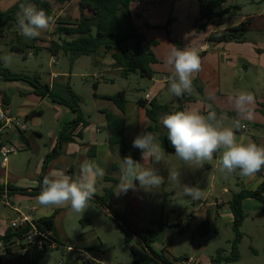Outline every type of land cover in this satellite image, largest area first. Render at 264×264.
<instances>
[{"label": "rangeland", "instance_id": "374dc122", "mask_svg": "<svg viewBox=\"0 0 264 264\" xmlns=\"http://www.w3.org/2000/svg\"><path fill=\"white\" fill-rule=\"evenodd\" d=\"M19 0H0V10L6 11L11 6L15 5ZM55 3V0H49ZM264 0H249L248 4L243 3L239 5V10L234 13L235 17L231 22L239 23L244 21L243 19L250 16H258L260 11L263 10ZM152 2L154 3L153 5ZM245 2L241 0L240 3ZM197 0H146L144 3L135 4L133 10V23L134 26L139 28L140 33L144 36L147 42L156 40L157 45L152 46V51L155 54L158 62L153 65L157 72H171L172 67L166 63L168 56L173 48H191L198 52L199 45L207 42L209 46L208 55L201 58V69L199 72L194 73V79L202 77L201 82H204L205 87L209 91L217 89L220 83L223 84L222 90L226 93L230 92V97L221 101V98L211 97L208 101H204L202 95L194 89L192 93L191 104L194 106L192 109L198 110L202 108L203 101L205 102V110L215 111L218 103H229L232 100V95L238 93H246L244 86H253L254 81H251L248 75L242 68L232 67L230 69L226 66L228 57L224 55L223 50L229 49L227 43H213L209 41V34L213 27L218 29L228 25L229 20L222 18L215 23L207 22V19H201V15L198 12ZM246 4V5H245ZM80 17L78 11L77 1L74 3L63 6L59 9L58 5L54 4V14L52 17V32L50 30L42 31L40 36L37 37L36 43L42 45H48L51 40H58V37L53 35L56 28V23L63 20L74 21ZM225 17V16H224ZM62 19V20H59ZM7 25L8 34L4 38H0V60L3 61V57L11 55L12 60L8 65L11 73L23 74L28 77L40 76L43 84L49 83L51 79L50 75L53 72L66 73L69 76H59L56 83L63 85L62 87H56L52 92L56 97L65 99L72 102L71 92L76 93L82 98L81 108L87 121L90 123L87 127V131H95V136H98L101 142H103L105 133H96L98 126L105 127L107 130V123L104 121V116H101L97 109L103 107L104 112H111L114 107L113 103L106 101H95L92 97L94 93V80L93 74H98L99 79L103 74H106L107 80L102 81L100 85L99 93L115 94L119 91L125 90L127 92V107L126 115L136 116L137 110L142 114L143 118L150 122L146 115V109L141 108L138 102L141 99L148 100L153 87L151 78L143 77L139 73H131L127 79L117 75L111 69V63L113 59L111 53H107L102 60L95 59L100 53L82 57L78 59L73 65L69 60L60 54L53 58L50 51L43 49L39 54L33 55V51L26 49L31 53L29 56H24L23 53L14 52L11 49L13 44H16L18 37L16 36V23L9 22ZM254 28L264 26V18L253 19ZM158 26V28H148V26ZM253 26V25H252ZM251 26V27H252ZM250 37V32L245 36ZM30 42L31 39H21V42ZM31 43V42H30ZM101 52H103L101 50ZM104 59V60H103ZM58 62V63H57ZM97 62L99 67L95 68L94 63ZM72 74V75H71ZM97 76V75H96ZM21 82L26 87H30L29 83ZM70 89V90H69ZM12 89V82L7 81L3 75L0 74V95L5 93L10 94ZM163 94L169 99L172 98V93L168 87L163 91ZM12 107L16 111L19 105H22L25 101L24 95L12 96ZM51 100V99H50ZM170 103V102H169ZM237 107H240L239 105ZM46 114L42 119V126L40 130L43 132V138H39L37 143L39 144L40 152L44 150L46 144L49 142V131H55L57 124V117L64 118L66 107H62L63 113L57 112L55 109L50 108L48 105L43 106ZM61 108V107H60ZM149 108V106H148ZM71 112V111H70ZM103 112V113H104ZM240 117V116H238ZM237 117V118H238ZM58 118V119H59ZM230 123L235 125L237 118L230 117ZM239 123L243 122V119H237ZM29 127V133L35 131L33 126ZM252 127V126H251ZM149 131L142 129L141 132ZM89 134V132H88ZM136 135L130 134L129 137V150L133 159L134 154H139V160H135L141 164V167H148L149 161L144 162L141 152L137 148L132 147V142ZM88 138V136H87ZM108 139V137H107ZM160 141V137H159ZM84 143V142H83ZM37 150V149H36ZM21 151V150H20ZM16 152L9 156L11 160L19 161L22 164L27 165L29 158L33 157V161L30 166V172H34L37 163L42 170V166H45V161L40 162L41 156H36L30 152L29 155L23 159V155L26 152ZM165 151V150H164ZM35 151V153L40 154ZM52 151L51 153H53ZM62 163H69L67 159H62ZM121 162L119 159L117 162ZM211 163V161H208ZM161 163L166 165L169 163V168L164 166L163 168L155 167L160 175L165 178L164 184L158 189L153 191H145L138 186L137 190H129L126 194H119L118 185L115 188V195L110 201V208L114 210L120 217L125 220V225L122 221L117 219L118 223L124 228L121 229L116 222L113 221L112 216L107 213L106 209L97 206L90 201L91 207H89L83 214L74 213L70 210V207H44L37 202V197H17L16 200H22V204H15L18 207H22L25 212H30L32 208H38V217H44L45 212L50 216L55 214L56 211V228L57 232L62 238V245H70L78 243L81 249H87L91 254L99 257H106L110 261L116 264H134L133 255L131 253V247L137 245L136 240L133 238L131 241H127L126 233H139L146 229H153L158 232V236L153 243L152 248L158 253H164L168 261L172 264H177L178 259L181 263V259H187L192 257L195 262L192 264H264V214L258 213L257 215L247 216L240 229L241 239H238L237 233L234 230V225L229 222L224 216H217L214 210H211L209 214L210 231L206 236H203L199 232V226H192L191 224L183 226V232L180 234L174 229L170 231L171 223L176 222L179 219L186 221L191 211L200 208L201 202H205L209 196V200H215L220 198V190L212 189L211 183L213 176L211 171L201 168H189L184 165L175 152H164V158ZM159 163L157 164V166ZM205 166V165H204ZM101 168H105L102 164ZM168 169H179L181 184H187L189 186H198L201 189V198L199 200H192L189 197L183 195L182 189L174 182H169ZM112 176L116 179H120V172L105 173L102 177ZM220 178H217V182ZM236 179V178H235ZM104 182V181H103ZM102 182V183H103ZM98 195H103V192L99 190ZM238 193V192H237ZM212 194V195H211ZM225 199H232V194H226ZM8 202V200H7ZM6 200H0V217L5 212L11 213L10 204H7ZM125 209L127 213L125 214ZM169 222V223H168ZM126 233H125V232ZM170 231V234L168 235ZM20 251V249L14 248V251ZM77 254V253H75ZM22 253H16V259L24 261L25 258L21 256ZM233 256H238L236 261H228L227 259ZM15 258H10L14 261ZM32 259V260H31ZM75 261H70V258L66 256V250L59 247L56 250L41 252L33 250V253L27 258L26 264H81L74 255ZM185 262V261H182ZM25 264V263H24ZM150 264H156L150 262Z\"/></svg>", "mask_w": 264, "mask_h": 264}, {"label": "crops", "instance_id": "0c3cea01", "mask_svg": "<svg viewBox=\"0 0 264 264\" xmlns=\"http://www.w3.org/2000/svg\"><path fill=\"white\" fill-rule=\"evenodd\" d=\"M77 1V5L79 0H74L73 3ZM149 1V0H148ZM157 1V0H155ZM198 3L197 9L198 12L200 13V3L201 1L203 3H207L210 0H197ZM241 0H230L229 2L225 3L223 6V9H227L228 13L225 15V17L229 20L228 25L225 27H222L218 29L217 27H213L211 33L209 36L215 32L223 33L226 30H230L234 27H237L239 23H236L231 20L234 19L235 15L234 13L236 10H239V5H243V3L249 2V0H245V2L240 3ZM52 2V1H51ZM53 3V2H52ZM16 4V3H15ZM154 3L152 2L151 5ZM135 4L132 5V10L135 9ZM246 5V4H245ZM14 6V5H13ZM263 6H264V1H263ZM12 7V6H11ZM10 7V8H11ZM243 7H245L243 5ZM8 8V9H10ZM7 9V10H8ZM6 10V11H7ZM3 10H0V14L3 13ZM79 11V10H78ZM5 12V11H4ZM264 18V8L263 10L260 11L259 15H250L245 19H251L252 20V27L250 29V37H246L244 41L242 42H228L227 45L229 49L227 51L223 50L224 55L228 57L227 64L226 66L232 69V67H239L242 68L243 71L248 75L249 79L251 81H254L255 84L252 86L248 87H243L244 90H246V93H238L236 95H232L231 102L229 103H221L222 100H224L227 97H230L229 94L230 92L226 93L223 91L221 88L223 87V84L226 83H220L217 89H214L213 91L207 90L205 87V83L201 82L202 77H197L194 79V89L202 88L204 95L207 98L211 97H217L221 98V101L218 103L217 108L215 109V113L217 114V118L222 122L223 126L225 127H231L234 130V133L237 137L238 140H243L244 142H247L248 140H252L258 145H264V26H258L254 28L253 24V19L256 18ZM222 18H217L214 19L213 23L217 22L218 20H222ZM14 22L15 21H10ZM8 23L7 25H9ZM17 25V24H16ZM52 26V23L51 25ZM52 28H48L45 31H49ZM52 32V30H50ZM16 36L19 39H26L22 35L19 34V29L16 28ZM18 39V40H19ZM38 41L37 38L31 39L30 42H23L24 46H27L26 49H29L33 51V55L39 54L36 53L37 49L36 48H43L48 50V45H42L36 43ZM52 41V40H51ZM150 42H157L156 40H151ZM158 43V42H157ZM20 42L17 41L16 44H13L15 46L19 47ZM224 44V43H222ZM22 45V44H21ZM22 45V47H23ZM22 52L23 55L29 56L31 53H28L29 51ZM13 51V50H12ZM209 51V46L207 42L200 44L199 49H198V54L200 57H206L208 55ZM17 52V51H14ZM99 56L96 57L95 59L102 60V57H105L106 53L105 52H99ZM55 58L54 56H52ZM58 58V56H57ZM104 60V59H103ZM58 63V62H57ZM95 68H98L99 65L97 62L94 64ZM111 65V70L115 72L117 75H120L122 77V69L116 68L114 65V61L110 64ZM154 69V66H153ZM154 71L156 72L155 76L151 78L153 87L151 89V94L149 96L148 101L150 102L153 99L159 100L162 104L168 105L172 110H174L177 105V98L172 94V98L169 101V99L163 94V91L168 87V81L169 77L171 76V72H157L155 69ZM72 75V74H71ZM93 75H98V74H93ZM59 76L62 77H67L69 76L66 73H56L53 72L50 77L51 79L49 80V85L51 90L53 91L56 87H62L63 85L57 84L56 80ZM98 81H94L93 84L96 85V89H94V93H92V97L95 101H106L110 102L106 99H104L105 96H110L114 94H109V93H99L100 91V85L101 82L107 80L106 74L101 75ZM123 78V77H122ZM21 82L19 81H14L12 82V89L10 91V94H3L0 95V99L3 100L4 96L8 95L7 99V107L11 109L12 116L17 118L18 120V125L13 128V130H4L2 133V140L5 143L9 142H16L18 145L22 146V149L20 152H26V154L23 155V159L29 155L30 152L34 153L36 156H41L40 162L42 160L45 161V158L47 155L51 154L52 151H55L57 144H58V137L60 132L62 131L64 124L71 121L74 118V115L71 110L67 109V112H65L64 118H59L57 117L56 120V130L55 131H49L48 136H49V142L48 144L44 145L45 148L43 151L40 152L39 144L37 143L39 138H43V132L40 130V127L42 126L43 118L46 114L43 106L48 105L50 108L55 109L60 115V113H63L61 105H58L57 103L53 102L50 100L49 97L41 98L34 92L33 87H26L23 84H20ZM64 88V87H62ZM24 95V103L22 105H19L17 107V110L14 111L12 107V102L13 98L12 96H18V95ZM251 96V100L246 99V97ZM241 97H245V99H241ZM185 99L188 100L186 104V109H192L194 106H196V103H194V106L191 104V99L192 95H185ZM170 102V103H169ZM112 103V102H111ZM205 102L203 101L202 108H198L199 111H201L203 114H207L204 112L205 110ZM114 105V104H113ZM240 107H237V106ZM61 107V108H60ZM114 107H116L114 105ZM117 108V107H116ZM195 108V107H194ZM218 110L223 111V112H233L237 113L240 117L237 119L242 118L243 122L240 123V127L236 128L234 124L230 123L231 119L229 116L221 114ZM83 111V110H82ZM98 113L101 116H104V121L106 122L105 114L103 113L105 109L103 107H100L97 109ZM112 113L116 115H121V112L119 109L113 108L111 110ZM84 113V112H83ZM32 114H35L32 116ZM142 114L137 110L136 116L131 115H126V120H127V139H128V145H129V137L130 134L138 135L141 133L142 129L148 130L149 126L151 125V122H148L141 116ZM59 118V119H58ZM235 120V122L237 121ZM90 124V123H89ZM22 125L26 126V130H20V127ZM33 126L35 131H32V133H29V127L28 126ZM252 126V127H251ZM18 127V128H16ZM166 129L162 126L161 124V119H160V131H165ZM159 131V132H160ZM89 132V134H88ZM105 133V137L103 142L98 139V136H95V131H87L86 128L83 129L81 132L82 137L77 138L75 142L65 144L62 149H61V154L55 158L49 161L46 167V176H51L55 173H64L66 175L72 176L73 178L79 176L80 174V166L83 163L84 160H91L95 161L99 166L102 164L105 168H102L105 173L107 171L109 172V169L111 168V165L115 162H117L120 157H119V149H116L115 152H112L109 148L108 145V139L107 137L109 136L108 130H106L105 127H100L98 126L96 128V133ZM159 132H153L159 141ZM88 136V138H87ZM84 142V143H83ZM160 142V141H159ZM91 146H96V154L93 158L89 157V151L91 149ZM37 149V150H36ZM35 151L40 152V154L35 153ZM12 155V154H11ZM130 155V150L127 154V156ZM135 155V154H134ZM133 155V159H134ZM62 159H67L70 161L69 163L65 162L62 163ZM142 160V158H140ZM138 160H139V154H138ZM33 161V157L29 158V160L26 162V164H22L19 161L11 160L8 158L7 160L4 159L3 157L0 156V186L4 188L3 193H0V200L4 199L8 200L7 204H10V210L13 212L11 213L5 212L4 214L1 215L0 217V237L4 236V234L11 228V222L18 217V214L16 212V209H18L20 212H23L25 214H30V212H25L22 207H18L15 204H22V200L17 201V197H28L32 198L29 195L23 194V191H26L28 194L32 193L33 191L39 189L40 187V180L41 176L43 175V168L42 170L39 165V162L37 163V167L34 172H30V166ZM156 163L155 167L158 168H163L166 166L169 168V163L166 165L165 163ZM155 164L151 161H149L148 167H153ZM205 166L204 169L211 171L212 176H213V181L211 183V188L212 189H219L220 190V195L217 200H222L223 203L221 205H214V199L209 200V196L206 198L205 202H201L200 208L191 211L189 217L186 219V221H183L179 219L176 222L171 223V227L169 228L170 231L174 229L178 233L180 231H183V226L191 224L192 226H199L201 223L205 222L209 214L211 213V210H214L215 213H217V216L221 217L224 216L225 219H227L229 222H234V216L232 214V211L229 208V201L231 199H225L224 196L226 194H232L234 195L235 193L241 191V190H256L261 183L264 181V171L262 176H259L256 174L253 177H241L238 172L232 173V174H223L218 171V157L214 156V158L211 160V163L208 161L204 164ZM217 178H220L219 181L217 182ZM236 178V179H235ZM104 179L102 177L97 178L96 182V193L99 194V190L103 192L104 185L106 183L103 182ZM103 182V183H102ZM10 188L13 190L11 191ZM41 191V190H39ZM212 195V194H211ZM38 197V196H36ZM36 211L32 213V216L36 219L39 218H44V217H50L48 213L45 212L44 217H38L37 214L40 212L38 208H35ZM243 210L245 212L246 218L247 216H250L251 213L252 215H257L258 213L264 214V204H262L259 201H256L254 199H246L243 201ZM56 219V218H55ZM169 223V222H168ZM55 227H56V222H55ZM57 230V228H56ZM170 231L168 235L170 234ZM58 234V232H57ZM56 239V238H55ZM60 243L62 242V238L58 234V238L56 239ZM87 250V249H86ZM38 251V250H37ZM33 253V250H30L27 252L26 256L24 257V261H20L16 259V253L14 255L10 254L7 256L4 260L5 264H26L27 258L30 257V255ZM74 255L76 258L79 260V262L82 264V261L80 260L79 256L74 253L67 254L66 256L70 258V261L74 262ZM10 258H15L16 260H10ZM32 260V259H31ZM31 264L33 262L31 261ZM180 264H189L187 262H181Z\"/></svg>", "mask_w": 264, "mask_h": 264}, {"label": "trees", "instance_id": "16d2710c", "mask_svg": "<svg viewBox=\"0 0 264 264\" xmlns=\"http://www.w3.org/2000/svg\"><path fill=\"white\" fill-rule=\"evenodd\" d=\"M74 0H55V3L49 0H19L14 6L7 11L0 14V38H4L8 34L7 24L10 21L16 22V13L19 10L20 3H33L38 8L44 9L52 18L54 14V4L58 5L59 9L63 6L73 3ZM146 0H79L78 10L80 17L74 21L63 20L56 23V28L53 35L58 37V40H52L49 43L48 51L54 57L63 54L69 62L73 65L78 59L82 57H89L98 54L101 50L103 52L111 53L116 68L122 69V77L127 79L131 73H139L143 77L153 78L156 72L153 69L158 60L152 51V46L157 45V42H147L144 36L140 33L139 28L134 26L133 23V10L132 5L137 3H144ZM230 0H210L207 3H200L201 19H207V22H212L214 19L222 18L227 13V9H223L225 3ZM62 20V19H59ZM252 26L251 19H245L240 25L223 33L215 32L209 36V41L213 43H228V42H242L246 34L250 31ZM148 28H158V26H148ZM19 39V38H18ZM19 47L12 45L11 49L17 52H24L27 46L23 45L21 39ZM23 47H22V45ZM37 52L43 48H36ZM0 74L4 76L7 81H22L27 82L34 88L35 94L41 98L49 97L53 102L58 105L64 106L71 110L74 118L65 123L62 131L58 137V144L55 151L45 158V166L43 168V175L41 176V184L39 189L32 193L23 191V194L30 197L39 195L42 188L43 178L46 176V167L49 161L57 158L61 154V149L65 144L73 143L79 137H82V131L85 129L89 122L87 121L82 108V98L76 93L71 92L72 102L66 101L63 98L56 97L48 83L43 84L40 76L28 77L23 74L11 73L0 60ZM95 81V80H94ZM96 89V85H94ZM197 91L202 95L204 101L209 102V98L204 95L203 89L198 88ZM187 95V94H185ZM183 97H176L178 105L172 110L168 105L162 104L159 100L153 99L150 102L141 99L138 102L139 107L146 109V115L151 122L148 130L152 132L160 131V119L165 114L175 111L186 109L188 100ZM8 95L4 96L3 102L7 105ZM104 99L112 102L121 112V115H116L112 112H104L107 130L109 132L108 145L112 152L119 149V157L123 159L127 157L129 152L128 139H127V120H126V107H127V92L125 90L119 91L114 95L105 96ZM149 106V108H148ZM264 107V106H263ZM221 114L237 118L239 115L233 112H223L218 110ZM35 114H32V116ZM160 143L163 149L167 152H175L171 146V142L167 139V130L160 131ZM4 141L0 139V150L4 145ZM96 154V146H91L89 157L93 158ZM134 159L138 160V154L134 155ZM121 162H115L111 165V172H120L119 166ZM262 176L263 171L257 173ZM103 195L95 193V198L91 201L103 209H109L112 214V219L116 224L124 230L118 223L117 219L123 222L125 220L120 217L114 210L110 208V201L115 195V188L119 184V179L112 176H106L104 179ZM12 191L13 189L10 188ZM4 188L0 186V193H3ZM246 199H254L264 204V181L256 190H241L235 193L229 201V208L234 216V230L237 233L238 239H241L240 229L243 226L246 215L243 210V201ZM58 211H56L57 213ZM56 213L50 217L39 218L36 220V225L41 231H49L57 239L58 234L55 227ZM127 209H125V214ZM210 221L207 219L199 225V232L201 235L206 236L210 231ZM26 229H19L17 231L9 228V230L0 237V241L8 243L14 237H22ZM125 232V231H124ZM183 231H180V234ZM126 233V232H125ZM135 234V233H133ZM137 245L131 247L134 263H140L144 260L155 262L156 264H172L168 261L164 253H158L152 245L158 236V232L153 229H146L142 232L136 233ZM127 241L133 240V237L126 233ZM57 242H59L57 240ZM60 243V242H59ZM86 250V249H85ZM88 251V250H87ZM238 256H233L228 261L238 260ZM186 259H181L185 261ZM180 264L179 260L176 259ZM0 264H4L0 258ZM82 264H93L92 262H82Z\"/></svg>", "mask_w": 264, "mask_h": 264}, {"label": "clouds", "instance_id": "9594fccd", "mask_svg": "<svg viewBox=\"0 0 264 264\" xmlns=\"http://www.w3.org/2000/svg\"><path fill=\"white\" fill-rule=\"evenodd\" d=\"M52 23L50 15L33 3H20L16 13L19 34L27 39L40 36ZM12 56L3 57L8 67ZM166 63L173 69L169 77V91L176 97L194 92L193 76L201 69V58L195 49L188 47L173 48ZM245 99V97H241ZM251 100V96L246 97ZM161 124L167 130V139L175 149L177 156L189 168H201L214 156L218 157V171L223 174L238 172L241 177H253L264 171V145L252 140H238L233 128L223 126L214 111L203 114L196 109H185L165 114ZM240 127L239 121L235 122ZM132 147L141 152L144 162L160 163L164 158V149L152 131H144L135 136ZM119 194L139 188L147 191L158 189L165 178L153 167H141L131 156L121 159L119 166ZM168 181L182 189L183 195L192 200L201 198L198 186L181 184L179 169H168ZM105 175L104 170L91 160H84L79 176L73 178L62 172L45 176L37 202L44 207H70L74 213L83 214L96 193L97 178Z\"/></svg>", "mask_w": 264, "mask_h": 264}, {"label": "built area", "instance_id": "2783aa9c", "mask_svg": "<svg viewBox=\"0 0 264 264\" xmlns=\"http://www.w3.org/2000/svg\"><path fill=\"white\" fill-rule=\"evenodd\" d=\"M93 78H95V81L99 80L98 75H93ZM17 125V118L12 116L11 109L4 104L2 99H0V139L2 140V133L4 130H13V128H15V126ZM20 130H26V126L22 125L20 127ZM21 149L22 146L18 145L16 142L4 143L2 149L0 150V156L7 160L11 154L18 152ZM222 203V200L217 199H215L213 202L214 205L218 206ZM35 211L36 209L32 208L30 214H25L16 209L18 217L11 222V228L15 231L28 228V231L24 233L21 238L14 237L8 243L0 241V258L2 259L3 263L5 258L10 254L14 255L15 253L21 252V256L25 257L27 252H29L30 250L47 252L62 247L64 250H66L67 254L77 253L80 260L85 263L92 262L93 264H116L106 257H97L91 254L90 251L81 249L78 243L62 245L61 243L57 242L51 232L41 231L38 228V226L36 225L37 219L32 216V213H34ZM17 247L20 249V251H18V249L14 251V248ZM185 262L192 264L195 262V259L192 257H188Z\"/></svg>", "mask_w": 264, "mask_h": 264}, {"label": "water", "instance_id": "95a60500", "mask_svg": "<svg viewBox=\"0 0 264 264\" xmlns=\"http://www.w3.org/2000/svg\"><path fill=\"white\" fill-rule=\"evenodd\" d=\"M94 198H95V197H94ZM94 198H93V199H94ZM106 211H107L108 214H110V215L112 216V214H111V212H110L109 209H106ZM131 236H132L134 239L137 238L136 235L133 234V233H131ZM134 264H137V263H134ZM138 264H150V261H149V260H144V261H142V262H140V263H138ZM161 264H165V263H162V262H161Z\"/></svg>", "mask_w": 264, "mask_h": 264}]
</instances>
